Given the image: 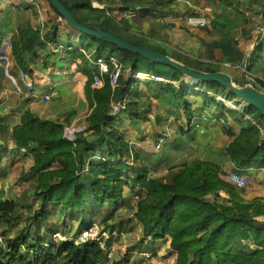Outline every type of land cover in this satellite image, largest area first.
I'll return each mask as SVG.
<instances>
[{"label": "trees", "instance_id": "16d2710c", "mask_svg": "<svg viewBox=\"0 0 264 264\" xmlns=\"http://www.w3.org/2000/svg\"><path fill=\"white\" fill-rule=\"evenodd\" d=\"M59 1L83 25L100 28L134 45L159 50L201 73H227L225 68H245L252 72L260 58L262 45L247 58L233 31L211 41L199 38L202 50L199 59L169 53L158 45L157 40L172 29L171 25L163 23V33L159 35L152 24L136 25L135 19L147 17L150 20L159 13H177L175 0H93L101 7H93L91 0ZM219 1L224 5L234 3V0ZM251 1V5L259 4V14L264 21V0ZM46 2L57 19L64 22L49 1ZM236 6L241 8L243 4L238 1ZM28 20L26 16L25 22ZM25 22L17 23L11 50L15 68L32 82L33 70L29 65L35 64L38 58L33 48H43L47 42L55 43L57 21L45 24L48 34L44 40L40 29H30ZM211 27L225 29L224 25L214 21ZM204 31L210 29L207 27ZM84 36L88 41L82 49H90L88 57L92 61L117 58L122 66L118 84L111 88L109 77L114 70L109 66L108 73L103 75V86L94 88L93 78L100 76L98 68L83 54L76 56L81 74L86 78L84 96L89 113L85 118L86 126L74 134L72 141L65 137L66 122L33 116L26 101L15 107L20 112L19 120L7 136L14 143L13 151L23 154L29 161L28 172L33 187L29 190L28 202L37 203L38 209L30 221L35 227L33 231L30 226L13 238L2 233L4 247L0 248V264H128L125 255L115 260L108 258L111 243L104 249L94 241L75 243L77 237L95 222L97 211L101 209L108 213L100 216L99 221L105 224L103 229L111 230L107 222L128 194L134 196L136 207L132 217L140 225L143 239L167 246L169 253L174 254V264H264V224L255 221L264 217V203L261 200L245 201L225 180L228 173L224 167V163L230 162L233 165L231 171L243 173L251 168H264V116L253 106L240 111L225 105V101L235 102L236 96L216 82H197L198 89L177 88L173 83H141L133 78L135 74L161 76L175 82L185 77L169 66L151 63L139 54L121 50L94 36ZM158 66L167 71L157 69ZM127 71L132 72L129 78ZM227 74L234 84L242 81L239 73ZM260 75L259 79L250 78V82L255 89L264 92V71ZM141 85L147 91L143 96L139 90ZM163 97L171 101L181 115L194 116L200 122L196 125L208 129L214 121L220 126L229 142L219 151L217 162L194 158L162 174L154 173L162 160H156L155 165L140 164V155L124 143L123 136L117 135V126L139 119L145 111L142 103L150 106L152 99ZM119 102H123L124 110L116 120L111 111L113 104ZM235 104L238 107L240 103ZM204 113L209 116L202 117ZM6 120L7 117L0 116V133L8 130ZM188 124L192 125L191 120ZM190 132L191 128L187 130L180 125V138L171 149L183 144L182 137ZM100 148L105 150L97 155ZM3 154L4 148L0 149V162ZM130 159L138 164L131 168L126 163ZM149 167H153L152 170ZM137 185H144V190L135 191ZM125 188L128 192H124ZM220 193L228 197L226 205L218 201ZM51 218L60 222L66 241L56 243L53 239L58 227L50 225L48 220ZM21 219L23 215L17 210L16 201L0 198V224L11 228ZM71 221H77L76 226L69 224Z\"/></svg>", "mask_w": 264, "mask_h": 264}, {"label": "rangeland", "instance_id": "374dc122", "mask_svg": "<svg viewBox=\"0 0 264 264\" xmlns=\"http://www.w3.org/2000/svg\"><path fill=\"white\" fill-rule=\"evenodd\" d=\"M238 1L243 4L241 8H237L238 6H236ZM251 2V0H234V3L232 2L224 5L219 0H175L177 13H182L181 15L179 14L182 24L180 23L179 26L172 31H165L164 34L161 35V39L157 40L159 43L158 45L163 46L164 49L169 53L171 52L172 55L189 56L190 58L199 59V55L202 53V50H200L201 45L199 38L211 41L226 34L227 31H233L235 32V38L239 43L240 49L247 58L254 54L258 45H262L259 55L260 58L256 60V66L253 68L252 72L246 71L245 68L224 69L223 67L224 71L231 75L239 73V78L242 79V81L235 84L237 87L252 86L250 78H261L260 72L264 67V21L259 14V4L251 5ZM42 4L47 7L46 1L41 0L40 5L38 4L39 12L43 9L41 8ZM0 10H2L0 11L2 12L0 21L5 20V23L1 24V41L2 38L8 36L5 34L7 33L6 31L12 29V27L16 26L21 20L25 22L27 15L25 16V13L20 9L12 10L9 0H0ZM21 12L23 14H21ZM31 16H33L32 13H30L28 22H25V25H28L30 29L32 24H35V22L31 20ZM139 19H135L137 20L136 25L140 23L144 24L143 19ZM147 21L152 24V28L156 30L159 35L163 33L162 22H156L155 19ZM213 21L224 25L225 29L221 30L219 27L212 28L211 24ZM131 23L134 24V21H131ZM136 25L134 24V26ZM207 27L210 31H204ZM29 46L31 48V45ZM76 49L79 54H83L90 59L88 57L90 49ZM49 52H52L50 48ZM40 53L43 56L46 55L45 51ZM72 57L74 58L76 55ZM97 59L93 61L95 62ZM114 59L117 60V58ZM12 61L10 66V68L12 67L11 73L16 75L19 71L15 68L14 62ZM93 61L90 59L89 62L94 65ZM53 62L59 63V60H54ZM73 62V65L70 61L64 63L62 66L63 69H58V71L62 72L66 70L67 67H70L72 70H75L77 67L80 68L77 58H75ZM59 64L62 63L60 62ZM29 66L45 74L48 68H51V63H48L47 69L42 67L41 70L36 66L33 67V64ZM81 66H83V64H81ZM157 69L167 71V68H162L160 66H158ZM254 71L256 72L254 73ZM142 74L143 73H141V75ZM19 75L20 73L18 76ZM60 78L65 81H74V85L64 86V91L58 92L57 96L50 93L45 94L41 98L37 94V85L33 81V92H30V94H20L12 88L15 83L10 80V77L4 74V77L0 78V116L4 115L7 117L6 125L8 127L6 132L0 133V149L2 150V148H4V154L0 162V189L3 190L0 191V198L4 200H15L17 210L23 215V219L11 228H6L4 225L0 224V233L4 235L7 234L12 238L21 234L22 230L23 232L26 231L30 226L32 231L35 229L30 221L32 220L34 212L38 209L37 203L28 202L29 196L31 195L29 190L33 187V182L28 172L29 161L23 154H17L13 151L14 143L11 141L10 137L7 136L8 132H10V128L15 123H18L19 120L20 112H17L15 107L23 101H26L29 107L31 102L33 105L30 106L32 109L29 108V110L33 116L41 120L60 123L66 122L65 131L70 130L73 134L81 132L86 126L85 118L89 113V107L84 96V88L82 90V79L80 78V74L74 73L70 80L67 75L65 77L62 75ZM27 80L30 82L28 78ZM181 80L182 79L177 82H172H174L175 86L178 88L181 87L179 85V81ZM139 82L142 83V81ZM141 86L139 87L140 93L146 94L147 91L144 85ZM195 88H197L196 85ZM191 89L194 88L191 86ZM27 98L28 101L26 100ZM165 98L166 97L162 99H152L150 106L142 103V108H144L145 111L139 120L136 122L128 120L125 121L123 125L117 126V135L123 136L124 143L131 146L133 151L140 155V164L146 165V163H150L155 165L154 162L156 160H162L161 165L154 171L156 174H162L169 170L176 169L179 164L190 162L194 158L217 162L218 157H220L219 151L229 142L227 137L222 134L220 126L216 125L214 121L208 129L203 126H196V124L200 122L197 121L194 116L187 118L181 115V112L176 110L171 101H166ZM224 103L228 106L226 102ZM206 116H209V114L204 113L202 115V117ZM119 119L120 117L116 118V120ZM188 120H191L192 125L188 124ZM178 121H180V125H183L185 129L191 128V135H187L185 141L190 144V140H196V143L191 144L194 145L195 150H197L195 154L194 151H189L187 148L178 149L176 152L171 149V137L175 133V130L178 132ZM177 138H180L178 134ZM183 138L184 137H182V139ZM174 148L175 147H173V149ZM104 150V148H100L96 154L101 155ZM126 163L131 168L138 164V162H134L132 159L127 160ZM152 168L153 167H149L150 170H152ZM259 182L260 180L257 178H250V182H248L246 188L238 190V192L244 199H251L254 194H261V198H263L264 193L258 192ZM144 188V185H137L135 191H142ZM125 190L127 191L126 188L124 192ZM126 198L127 201L125 200L123 203L120 202L119 209L113 213L112 218L107 222L111 230L107 231L103 229L105 224L100 222L101 220L99 221L100 216L107 215L108 213L106 210L101 209L100 212L97 211V215L94 218L95 222L85 229V231H92H87V235H93L94 231L96 232L98 229L100 231H107V237L102 238L100 244L104 249L107 243H111L110 248L107 250L109 252L108 258L111 260L118 259L121 255H125L128 257V264H174V254L169 253L167 246L160 243L153 244L150 239H143L140 225L132 217L136 207L134 196L128 194ZM48 209L50 210V206ZM48 222L51 226L56 225V227H58L56 230L58 229L59 231H55L52 237L57 239V241H61L60 239L63 238V234L61 232L62 228L60 222L55 218L49 219ZM76 222L71 221L69 224L76 226ZM50 235L51 234H49V236Z\"/></svg>", "mask_w": 264, "mask_h": 264}, {"label": "crops", "instance_id": "0c3cea01", "mask_svg": "<svg viewBox=\"0 0 264 264\" xmlns=\"http://www.w3.org/2000/svg\"><path fill=\"white\" fill-rule=\"evenodd\" d=\"M10 1V5H11V9L12 10H16V9H20L22 11H25L24 13L29 17L30 19V13L33 14V16H31V20H33L35 22V24L31 26V29L33 30H41V38L42 40H44V36H46L48 34V29L47 27H45V24L49 23L50 21H57V31H56V36H55V43H50L47 42L45 47H37L34 46V52L37 53V59H36V63L33 64V67H38L41 68H48V63H51V68H48V70L45 72V74H42L39 71H36L34 68L29 67L31 70H33V75H32V81L37 85V94L40 96V98L42 96H44L45 94H50L53 93L54 96H57L58 92H63L64 91V86H72L74 85V81H65L62 78H60L62 75H64V77L67 75L68 79H72L74 73L75 74H80V78L82 79V90L84 88V84L86 81V78L81 74V68H76L75 70L70 69V67H67L66 70H63L62 72H59L58 69H63L62 66L64 63L69 62L73 65V60L76 57H72L75 54H79L77 52L76 48H83V45L88 41L87 38L83 35L80 34L72 29H70L65 22L63 21H59V19H57L56 15L54 14V12L51 10V8L49 7L48 3H47V7H45L43 4L41 6V8H43L41 10V12H39V7L38 4L40 5L41 0H9ZM46 1V0H45ZM91 3L93 5V7H97L96 4H98L97 2L91 0ZM2 11V10H0ZM44 12V14H43ZM115 12L117 14H119L117 10H115ZM43 14V15H42ZM179 14L181 13H172V14H161L159 13V15L156 18H150V20H154L160 21L162 23H168L169 25H171V31L174 28H177L179 26V24H182V21L180 20L181 17L179 16ZM0 15H2V12H0ZM42 15V16H41ZM143 19L144 23H148L147 21V17H143L141 18ZM37 22V23H36ZM5 23V20L0 21V30L1 28V24ZM8 36L12 38L13 35L16 34L17 29L16 26H13L12 29L7 30L6 31ZM84 41V43H83ZM49 48L52 50V52H49ZM39 50V51H38ZM46 52V55L43 56L41 55L40 52ZM68 52H70L71 55ZM77 56V55H76ZM72 58V60H71ZM54 60H59V63L61 62L62 64L59 63H55L53 62ZM90 61V59H89ZM91 64V62H90ZM31 65V64H30ZM92 65V64H91ZM264 71V67L263 69H261V72ZM59 72V73H58ZM141 75V73L139 74ZM142 75H146V74H142ZM126 76L129 78L132 76V74L127 71ZM79 78V79H80ZM133 78H135L136 80L142 81L141 79L143 78L141 77H137L136 75L133 76ZM32 82V83H33ZM65 82V83H63ZM142 83H146L143 82ZM34 85V84H33ZM207 94L213 96L211 93L206 92ZM263 93V92H262ZM141 95H145L144 93H141ZM216 97V96H215ZM28 101V98L26 99ZM152 103V100H151ZM33 104L30 102L29 108L32 109L30 106H32ZM114 105V104H113ZM236 105V104H235ZM240 105V104H239ZM149 106V105H148ZM113 107V106H112ZM239 107V106H238ZM244 108H239L238 110L243 111ZM139 119H134V120H130L131 122H136ZM180 121H178L179 123ZM181 123H179L180 126ZM179 126L177 125V129L179 128ZM198 126V125H196ZM76 129V128H75ZM236 129H238L236 127ZM188 130V129H187ZM239 130V129H238ZM192 132V130H191ZM191 132L189 134H187L188 136L191 135ZM177 134L178 132L175 130V133L172 135L171 137V146H174L177 141ZM186 136H184V138L182 139V143H179L180 145H178L176 148H172V150L175 152L179 149L181 150V148L184 149H188L189 151H194V154L197 152V150H195L194 144L196 143V140H190V144L187 143V141H185ZM174 144V145H173ZM191 154H193L192 152H190ZM224 167L225 170L227 171V173H229L232 168L233 165L230 162H226L224 163ZM245 174H247V176L249 177V182H250V178L252 179H259V190L258 192H263L264 193V168H254V169H248L244 172ZM226 180V179H225ZM243 198V197H242ZM244 199V198H243ZM208 200L210 202H214L212 197H208ZM245 201L249 202V201H253V200H261L264 203V194H263V198H261V194H254L252 196L251 199H244ZM219 202H222L224 205H226L227 201H228V197L224 194V193H220V199L218 200ZM255 221L257 222H261L264 224V217H259L257 219H255Z\"/></svg>", "mask_w": 264, "mask_h": 264}, {"label": "water", "instance_id": "95a60500", "mask_svg": "<svg viewBox=\"0 0 264 264\" xmlns=\"http://www.w3.org/2000/svg\"><path fill=\"white\" fill-rule=\"evenodd\" d=\"M48 1L70 29L80 34L94 36L101 41L115 45L121 50L139 54L151 63H158L165 66H169L177 70L190 82L193 81L194 84H196L197 82H216L221 86L225 87L227 90L231 91L236 96L235 102L240 103L239 107H237L235 105V102L225 101L228 106H231L232 108L237 110L239 108L253 106L262 116H264V95L261 91L255 89L253 86L237 87L232 82L231 77L227 73H201L175 61L171 57L160 52L159 50L128 43L122 39H119L111 34L104 32L100 28L87 27L80 23L59 0ZM129 72L132 73L131 71ZM72 138H74L73 133Z\"/></svg>", "mask_w": 264, "mask_h": 264}, {"label": "built area", "instance_id": "2783aa9c", "mask_svg": "<svg viewBox=\"0 0 264 264\" xmlns=\"http://www.w3.org/2000/svg\"><path fill=\"white\" fill-rule=\"evenodd\" d=\"M97 7H101L99 4H96ZM104 7V6H103ZM12 50H11V38L10 37H4L2 38V40L0 41V75L1 77L8 76L10 77V80L12 82H14V86L12 87L13 89H15L18 93H32L33 92V83L27 80V77H25L24 73L21 70H18L20 75L18 76V74L13 75L11 73V61H12ZM13 62V61H12ZM94 66H96L98 68V73H99V77L95 76L93 78V87L94 88H101L103 86V75L108 73V67L112 66L114 72L110 75L109 77V83L111 88H115L118 84V80H119V74L121 73L122 70V66L121 64L118 62V60H115L114 57H109L107 59H103V58H99L97 59L95 62L93 61ZM12 74V75H11ZM137 77H143L141 80L143 82H149V81H154L157 83H167V84H171L174 82H172L171 80L161 77V76H149V75H136ZM15 79V80H13ZM179 85L181 86V88H188L191 89V86L195 88L194 83L191 84V82L184 78L181 81H179ZM264 95V92H263ZM126 99V98H125ZM124 110V104L123 102H119L117 104H114L112 107V111L111 114L113 117L117 118V117H121L122 113ZM72 131L70 130H66L65 131V137L68 141H72ZM226 181L229 182L231 185H233L237 190H242L244 188H246V186L248 185L249 182V177L240 171H230L227 176H226ZM94 225V224H93ZM95 227V226H93ZM89 232H92L91 230H87ZM87 231L83 232L81 235H79L76 239V243H84L87 241H94L98 243L99 247H102L100 244V241L102 240V238H106L107 237V231L104 230H97L96 232L94 231V236L87 235ZM61 241H64L65 238L63 237L62 239H60ZM3 245V237L1 236L0 233V247H2Z\"/></svg>", "mask_w": 264, "mask_h": 264}, {"label": "clouds", "instance_id": "9594fccd", "mask_svg": "<svg viewBox=\"0 0 264 264\" xmlns=\"http://www.w3.org/2000/svg\"><path fill=\"white\" fill-rule=\"evenodd\" d=\"M137 74H139V73H137ZM137 74H135V75H137ZM193 82V81H192ZM85 232V231H84ZM82 234V233H81ZM80 234V235H81ZM1 236L3 237V245H2V247H0V248H3L4 247V236H3V234H1ZM63 236V235H62ZM64 237V236H63ZM65 238V237H64ZM53 239L55 240V242L56 243H59V242H64V241H66V238H65V240L64 241H57V239H55L54 237H53ZM76 241V240H75ZM76 243V242H75ZM77 244V243H76Z\"/></svg>", "mask_w": 264, "mask_h": 264}, {"label": "bare ground", "instance_id": "6f19581e", "mask_svg": "<svg viewBox=\"0 0 264 264\" xmlns=\"http://www.w3.org/2000/svg\"><path fill=\"white\" fill-rule=\"evenodd\" d=\"M191 83H192V81H191Z\"/></svg>", "mask_w": 264, "mask_h": 264}]
</instances>
